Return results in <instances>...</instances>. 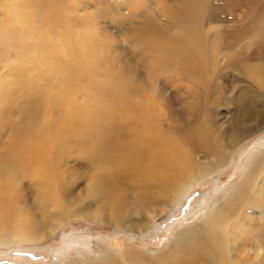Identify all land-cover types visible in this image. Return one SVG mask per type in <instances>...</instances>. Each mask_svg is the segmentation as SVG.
Wrapping results in <instances>:
<instances>
[{"label":"rangeland","instance_id":"rangeland-1","mask_svg":"<svg viewBox=\"0 0 264 264\" xmlns=\"http://www.w3.org/2000/svg\"><path fill=\"white\" fill-rule=\"evenodd\" d=\"M18 16L34 38H44L45 53L51 54L45 68L50 63L57 66L56 82L65 90L61 97L85 103L99 85L113 83L134 98L135 107L141 95L154 100L155 116L162 117L165 127L168 119L172 140L182 153L194 152L184 156L193 158L194 164L213 157L193 150L187 139H196L201 125L212 135L211 142L224 148L240 141L238 133L246 136L249 128L264 122V0H0L5 29L22 36L24 24ZM33 61L20 57L7 67L0 64V170L14 167L5 151L13 138L37 124V97L42 99L43 91L50 90V75L45 73L41 79L38 62ZM155 116L151 121H156ZM84 140L90 145L87 157L65 154L57 179L40 177L51 180V189L62 178L68 195L77 196L70 209L78 215L68 225L57 223L58 217L49 213L55 210L39 194L42 183L31 186L36 180L20 178V200L26 204L21 215L38 221L45 232L60 227L38 241L0 247V264H107L97 258L113 252L116 257L143 254L151 258L147 264H170V258L166 263L153 260L156 252L174 241L181 229L207 216L237 183L247 159L264 149V129L238 144L231 162L192 189L179 207L161 212L143 231L117 230L112 224L114 212L102 188L93 189L102 158L95 135ZM129 184L138 185V178ZM123 194L128 201L115 207L125 225L146 218L148 210L137 202L134 190ZM89 211L102 215L104 223L81 216ZM249 234L248 240H254L258 233Z\"/></svg>","mask_w":264,"mask_h":264},{"label":"bare ground","instance_id":"bare-ground-1","mask_svg":"<svg viewBox=\"0 0 264 264\" xmlns=\"http://www.w3.org/2000/svg\"><path fill=\"white\" fill-rule=\"evenodd\" d=\"M17 20L24 24L25 29L29 28L23 17L18 16ZM5 23L4 18L0 17V32L7 34H3L4 37L0 34V64L7 67L20 57L38 62L35 66L40 70V77L45 73L50 75L47 81L50 90L43 91L42 99L37 97V124L27 127L17 140V137L13 138L5 151V157L14 162V167L8 168V171L0 170V247L35 242L60 227L56 225L45 232L38 221L21 215L20 209L24 211L26 204L20 200V178L29 176L36 180L33 185L29 182L31 186L42 183L39 194L44 196V203L48 202V206L55 210L49 213L58 217L57 223L68 225L78 215L70 209L77 196L68 195L63 179H58L55 189H51V180L41 181V178L60 176L59 163L65 154L77 152L79 157H87L90 145L84 138L88 135H95L97 150L102 156L98 163L100 173L93 183V189L102 188L108 208L114 212L112 224L117 230L132 228L143 231L155 222L161 212L179 207L192 189L231 162L238 144L249 140L254 131L264 129V122L257 123L248 129L251 131L246 136L238 133L237 140L240 141L236 140L232 147L219 148L213 144V140L211 142L209 130L206 132L201 125L195 134L196 139H187L193 150L213 157L206 163L194 164L193 158H184L194 152L186 150V153H182V147L172 140L169 130L172 127L168 119H164L168 125L165 127L162 117L155 116L154 100L141 95L136 99L135 107L134 98L125 95L119 88L121 86L110 83L99 85L87 102L70 103L60 96L65 90L64 85L56 82L57 66L50 63L51 66L45 68L51 54L49 51L45 53L47 46L43 44L44 38H39V35L34 38L32 32L24 27L21 29L22 36H17L15 30L5 29ZM262 25L264 28V18ZM137 108H143V111L137 113ZM149 112L156 121H151L152 114ZM185 145L186 141L182 146ZM242 167L237 183L210 213L181 229L171 244L156 252L157 257H153V260L166 263L165 259L170 258V264H264V149L251 155ZM188 173L192 174L191 177H185ZM135 177L139 184L130 186L129 181ZM132 190L137 202L142 203L141 207L148 211L146 218L142 217L141 221L126 226L125 218L120 213L116 214L118 209L115 205L127 202L128 198L123 192ZM154 205L162 207L156 210L153 209ZM81 216L92 222L104 223L103 216L95 212L89 211ZM143 219H147V222H143ZM249 233L258 234L254 240H248ZM243 238L248 242L244 243ZM116 255L114 252L106 253L97 260L104 259L107 264H118L119 258L125 264H130V261L138 264L152 262L143 254H126L118 258Z\"/></svg>","mask_w":264,"mask_h":264}]
</instances>
